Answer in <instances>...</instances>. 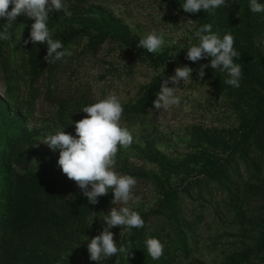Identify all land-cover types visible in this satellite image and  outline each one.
I'll return each mask as SVG.
<instances>
[{"label":"rangeland","instance_id":"374dc122","mask_svg":"<svg viewBox=\"0 0 264 264\" xmlns=\"http://www.w3.org/2000/svg\"><path fill=\"white\" fill-rule=\"evenodd\" d=\"M64 3L72 15L53 11L47 26L53 38H69L65 48L72 55L55 64L43 59V69L33 61L34 52L43 51L41 44L23 43L33 20L19 15L0 28L9 35L0 40V179L11 186L14 216L0 229V264H97L84 241L102 231L103 213L115 207L113 193L90 204L59 167V150L53 152L42 140L62 129L75 135V122L86 115L60 111L59 101L88 96L98 102L109 94L120 99V125L134 138L129 148L118 146L114 169L137 181L129 206L145 223L135 230L164 245L159 260L142 264H264V96L256 94L258 87L248 86L242 72L240 87L233 88L225 83L226 74L211 67L199 78L200 66L210 58L192 62L185 56L196 43L192 33L201 26V15L185 13L179 0ZM246 8L248 0H232L227 8L237 29ZM151 30L164 32L168 41L156 54L137 47ZM102 31L107 35L90 44V37L99 40ZM185 65L193 69L192 81L168 84L179 105L166 111L152 105L140 116L129 114ZM254 120L255 131L245 138L243 129ZM66 202L80 205V215L58 221L42 251L25 249L21 240L29 211ZM110 231L118 246L132 234L119 226ZM117 261L135 262L114 256L102 264Z\"/></svg>","mask_w":264,"mask_h":264},{"label":"clouds","instance_id":"9594fccd","mask_svg":"<svg viewBox=\"0 0 264 264\" xmlns=\"http://www.w3.org/2000/svg\"><path fill=\"white\" fill-rule=\"evenodd\" d=\"M180 7L185 13L195 14L201 10L215 15L216 11L228 8L232 0H179ZM12 5L11 11H8ZM250 12L264 13V2L261 0H248ZM63 10L65 16L70 17L64 0H0V19L7 18L8 23L15 21L19 15H25L34 22L30 26V33L24 44L37 42L47 46L45 61L55 64L63 58L71 56L72 52L65 48L53 35L47 21L49 13ZM188 20L187 23H191ZM212 24H203L192 33L196 43L187 47L185 59L196 62L203 58H210L209 64L200 66L199 78L203 80L205 69L211 67L226 74L225 83L233 88L240 87L242 67L236 62L240 53L234 47V36L225 33L222 37L214 33ZM22 33L20 34L21 37ZM9 39L7 31H0V40ZM168 43L166 34L162 31L151 30L145 33L138 41L137 47H142L148 53H159ZM177 43V42H174ZM184 48L180 46L179 49ZM178 49V51H179ZM193 69L187 65L175 69V74L160 83L157 98L152 101L156 109L168 110L179 105L181 99L175 93L173 85H179L191 80ZM124 108L120 99L113 94L93 104L84 106L81 111L86 115L75 122V135L66 133L64 129L48 134L42 140L56 152L59 150L58 165L66 176L77 182L83 190L82 194L88 198L92 205L98 203V197L113 193L111 203L115 205L108 214L101 219L104 221L99 235L85 241L89 259L102 264L114 256H123L127 259L132 256L133 245L131 241L120 242L119 246L114 241V233L110 231L115 226L131 233L133 229L144 227V219L139 212L132 210L130 201H134L132 189L137 181L130 175L120 174L114 169L118 146L127 149L133 143V135L120 125ZM89 185L90 190H89ZM94 220V219H93ZM91 221V224L93 223ZM148 256L159 260L164 254V245L156 237H148L144 241ZM119 264V261H117Z\"/></svg>","mask_w":264,"mask_h":264},{"label":"trees","instance_id":"16d2710c","mask_svg":"<svg viewBox=\"0 0 264 264\" xmlns=\"http://www.w3.org/2000/svg\"><path fill=\"white\" fill-rule=\"evenodd\" d=\"M264 2V0H261ZM12 5H10L8 11H11ZM201 15V25L212 24V30L215 33H219L222 37L225 33H231L234 36V47L240 53V58L236 60L242 67L243 78L250 87H258L255 91L257 95L261 98L264 96V13H252L248 8L244 10L243 14V24L240 29H237L236 24L230 20L229 11L227 8H222L216 11L215 15L207 13L205 10L199 11ZM15 21L11 22L14 23ZM7 18L0 19V28L7 25ZM102 31V36L99 40L95 37H90V44L96 46L100 40L106 36ZM64 36L60 37L63 40L64 47L66 46V40L69 38ZM56 39V38H53ZM43 51L34 52L33 61L42 65V69L45 66L44 58L47 55V46L41 44ZM5 46L2 45L3 51ZM37 53V54H36ZM5 54V51L4 53ZM158 87H154L152 91L145 95L140 101L139 106L134 108V111L130 112V115L140 116L146 108L151 107L152 101L156 99V93L159 92L160 83ZM262 102V101H261ZM95 103L88 96H83L77 101H59L60 111L66 112L71 109V112H79L84 106ZM262 111V110H261ZM259 114V113H258ZM262 115V114H261ZM133 117V116H132ZM255 124L248 126L243 129V136L249 137L254 133L257 120H254ZM3 121L0 120V130L3 129ZM15 134V132H12ZM0 149L4 145V136L0 132ZM1 151V150H0ZM21 154L24 152H20ZM173 199V198H172ZM12 193L11 186L8 180L4 181L0 179V229L6 228L7 225L14 221V216L12 214ZM82 207L73 202H66L61 204H48L43 205L39 208L32 209L27 214L29 218L28 221L25 220V236L21 240L22 245L25 249L36 254L43 250L45 244V236L53 230L54 226L58 221H70L76 216L80 215ZM132 234L128 241H131L133 248L132 257L134 259V264H142L151 260L148 256L147 251L144 247L145 237L142 233L137 232L133 229ZM127 241V242H128Z\"/></svg>","mask_w":264,"mask_h":264}]
</instances>
